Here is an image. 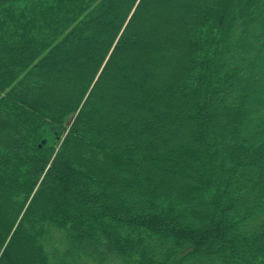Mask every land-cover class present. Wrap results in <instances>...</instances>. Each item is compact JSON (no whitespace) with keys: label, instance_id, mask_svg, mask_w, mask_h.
Here are the masks:
<instances>
[{"label":"trees","instance_id":"1","mask_svg":"<svg viewBox=\"0 0 264 264\" xmlns=\"http://www.w3.org/2000/svg\"><path fill=\"white\" fill-rule=\"evenodd\" d=\"M0 264H264V0H0Z\"/></svg>","mask_w":264,"mask_h":264},{"label":"water","instance_id":"2","mask_svg":"<svg viewBox=\"0 0 264 264\" xmlns=\"http://www.w3.org/2000/svg\"><path fill=\"white\" fill-rule=\"evenodd\" d=\"M42 143H44V140H42Z\"/></svg>","mask_w":264,"mask_h":264}]
</instances>
